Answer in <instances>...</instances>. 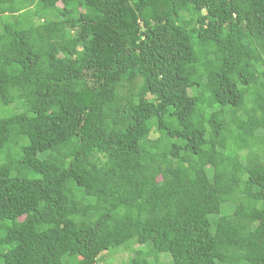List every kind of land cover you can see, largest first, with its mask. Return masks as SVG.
<instances>
[{"label": "trees", "instance_id": "trees-1", "mask_svg": "<svg viewBox=\"0 0 264 264\" xmlns=\"http://www.w3.org/2000/svg\"><path fill=\"white\" fill-rule=\"evenodd\" d=\"M0 156V264H264V0H0Z\"/></svg>", "mask_w": 264, "mask_h": 264}, {"label": "rangeland", "instance_id": "rangeland-1", "mask_svg": "<svg viewBox=\"0 0 264 264\" xmlns=\"http://www.w3.org/2000/svg\"><path fill=\"white\" fill-rule=\"evenodd\" d=\"M11 110H12V108L9 107V106L8 107H3L2 108V115H4V116L10 115L11 114V112H10ZM2 159H3L2 156H0V164L2 163ZM110 252L111 251H109V253ZM105 253H108V252H105ZM129 256H132V253L119 252V253L113 255L112 257L116 260V262H119L122 259L125 260V261H127L128 258H129ZM109 257H111V254H109ZM163 261H164V264H169L167 258H163Z\"/></svg>", "mask_w": 264, "mask_h": 264}]
</instances>
